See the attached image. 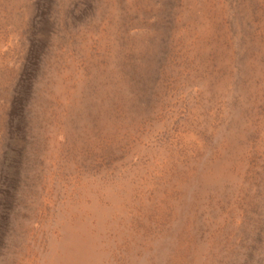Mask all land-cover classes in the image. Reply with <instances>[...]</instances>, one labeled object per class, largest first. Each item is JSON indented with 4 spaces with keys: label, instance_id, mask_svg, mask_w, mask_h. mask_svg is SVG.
Masks as SVG:
<instances>
[{
    "label": "rangeland",
    "instance_id": "obj_1",
    "mask_svg": "<svg viewBox=\"0 0 264 264\" xmlns=\"http://www.w3.org/2000/svg\"><path fill=\"white\" fill-rule=\"evenodd\" d=\"M0 264H264V0H0Z\"/></svg>",
    "mask_w": 264,
    "mask_h": 264
}]
</instances>
